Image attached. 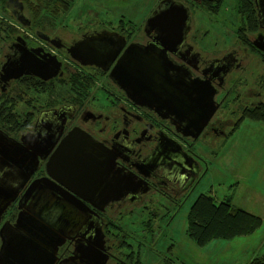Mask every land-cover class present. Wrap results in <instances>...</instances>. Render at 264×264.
I'll return each mask as SVG.
<instances>
[{
    "label": "water",
    "instance_id": "obj_1",
    "mask_svg": "<svg viewBox=\"0 0 264 264\" xmlns=\"http://www.w3.org/2000/svg\"><path fill=\"white\" fill-rule=\"evenodd\" d=\"M256 3L263 16L264 0L263 5ZM15 5L23 9L22 4ZM18 21L24 27L30 25L24 16ZM190 24L188 7L163 0L146 20L147 44L126 47L124 36L104 29L85 35L67 52L82 67L104 72L117 60L109 79L135 104L168 120L176 133L197 140L218 107L210 83L195 80L172 58L185 44ZM38 36L52 41L49 36ZM10 47L15 53L5 58L0 69L3 92L12 81L25 76L43 82L62 76L63 63L44 48L28 47L21 38ZM229 70L227 64L216 63L210 73L227 75ZM75 115L76 107L71 104L44 110L21 141L0 129V225L16 201L19 211L14 223L6 222L0 228V264H107L110 247L100 212L144 186L149 188L145 179L118 167L116 161L122 155L110 154L81 128L64 135ZM158 142L144 158L143 167L137 168L153 171L161 167L175 181L188 173L191 186L201 171L197 161L167 134ZM46 160L47 176L33 180ZM141 169L139 174L145 177ZM68 242L72 254L60 258V248Z\"/></svg>",
    "mask_w": 264,
    "mask_h": 264
},
{
    "label": "rangeland",
    "instance_id": "obj_2",
    "mask_svg": "<svg viewBox=\"0 0 264 264\" xmlns=\"http://www.w3.org/2000/svg\"><path fill=\"white\" fill-rule=\"evenodd\" d=\"M28 1L17 0L25 8L23 12L15 2L0 0V69L5 55L15 53L11 44L21 38L28 47L35 44L53 52L63 63V74L38 86L31 79L24 80L29 78L25 76L12 81L6 92L0 88V113L3 112L0 129L17 141L31 133L41 111L67 104L76 105L78 109H107L112 105L113 97L123 95L108 74L82 67L68 54L63 56L47 47L46 39L43 41L38 34L60 37L70 47L85 35L103 29L116 32L122 29L132 33L130 41L148 39L144 33L146 20L163 0H76L67 12L59 16L42 11L40 21L32 15V11L40 10V7L31 8ZM14 8L19 16L30 20V27H24L16 19ZM197 13L202 29H205L203 18L207 14L199 7ZM240 14L246 17L243 21ZM252 23L244 0L208 3V50H230V46H237L236 30L240 25L250 27ZM197 27L200 28L198 22ZM253 66V77L263 74L264 68L260 65L261 69L258 68L256 62ZM8 112H11L7 118L12 121L10 125L2 119ZM251 118L242 121L222 144L221 141L210 144V139L206 142L203 135L195 143L187 140L184 144L179 138L175 139L189 147L193 156L201 160L202 171L208 169L206 174L186 201L182 198L173 202L161 193H154L142 205L113 214L109 221L111 241L108 243L114 246V257L107 264H249L256 258H264V122ZM46 163L47 160L34 178L45 175ZM201 194L212 196L218 204L231 201L238 209L260 217L261 228L248 236L217 239L205 247H198L189 238L187 229L191 207ZM12 213L17 215L16 205L5 219L10 220ZM72 251L73 246L68 242L61 249L60 258L69 257Z\"/></svg>",
    "mask_w": 264,
    "mask_h": 264
},
{
    "label": "flooded vegetation",
    "instance_id": "obj_3",
    "mask_svg": "<svg viewBox=\"0 0 264 264\" xmlns=\"http://www.w3.org/2000/svg\"><path fill=\"white\" fill-rule=\"evenodd\" d=\"M175 1L180 2L189 8L191 24L185 44L178 49L176 54H172V58L178 63V65L186 67L192 73L195 80H198L205 85L209 82L216 90L215 102L218 109L200 136L203 135L206 142H208L209 138L210 144L215 145L220 141L222 144L225 140H228L242 121L250 119L251 117H256L258 118V121L264 122V72L262 75H257L255 73L256 76L254 77L252 74L255 68L253 62H256L258 68H264V15H260L256 3V1H258L259 6L263 5V0H253L257 20V23L254 24L256 27H244L242 26V22V25L236 30L235 34L239 44L237 46H230V50L227 48L208 50V3L214 4L218 3L220 0H201L200 2H195L193 0ZM16 4H19V2H16ZM198 7L205 10L207 14L203 18L204 24H206L205 29H202V24L198 18ZM13 11L18 20L19 14L17 9L14 8ZM22 11L25 12V8H23ZM240 16L242 21L246 18L245 15L240 14ZM197 22L200 28L197 27ZM30 26L31 23L29 27ZM99 31L102 30H98V32ZM118 33L126 38V47L132 43L145 45L150 41V37H148V39L130 41V34L132 33H127L122 29H119ZM201 33L202 36H200ZM48 36L52 41H45L47 47H51L53 50L63 54V56L65 53L68 54L67 48L70 46H67L62 38L57 36L52 38L51 35ZM58 45H63V47L58 49L56 48ZM30 47L35 48L40 46L32 44ZM45 52L47 51L45 50ZM47 53L53 54V52ZM5 56L7 57L9 55L7 54ZM216 63L227 64L230 66L227 75H222L221 71L210 73L211 68ZM116 64L117 60L114 61L111 69ZM93 69L109 75V72H104L102 69ZM10 85L11 83L8 86ZM114 86L117 88L118 92L123 93V95L117 94V96L112 98V101L110 99L112 105L107 109L94 110L88 107L78 109V107L74 105L76 107V115L74 119L69 120L64 133V135L67 134L75 127L81 128L98 144L102 145L107 152L110 153L111 151L122 155V157L116 161L118 167L124 168L126 171L138 175L149 183V188L144 186L141 188V191L131 194L120 202H115V204L107 207L103 212H100V216L104 222V230L108 235V237L106 235V239L107 244L110 247L109 261L114 257L112 253L114 246L109 244L111 241L109 236V221H111L113 214H116V212L122 209L130 210L134 206L142 205V203L147 200V197L154 193H161L173 202H178L182 198L184 199L183 201H186L191 196L195 186L199 184L201 178L208 170L205 169V171H202V166L200 165L201 160H198L193 156L189 147H185L183 144L176 141L177 138H179L184 144H186L187 140H191V143H195L197 140L192 138L187 139L176 133L175 128L168 120L161 119L153 112L135 104L116 84H114ZM0 88L2 90V83H0ZM235 94H237V96H235ZM96 97L97 96H95V99ZM228 110H232V112H229ZM248 115H250V118H248ZM251 120L253 119L251 118ZM71 126H73V128H70ZM163 134H167L174 140L176 139L175 141L181 144L184 151L190 154L199 164L201 168L200 174L191 186L188 185V173L183 176V180L176 179L175 181V179L161 167H158L157 170L153 171L148 167H146L147 170L137 168L139 165L143 167L144 158L154 151ZM19 141H21V139ZM43 162H41L38 171ZM139 169L146 173V175H144L145 177L139 174ZM46 176L47 172L45 167V175L43 173L39 178ZM34 179L36 178H33V180ZM15 205L17 206V215L14 216V213H12L9 217L10 220H6V214ZM18 213V201H16L4 214L0 228L6 222L14 223L17 219ZM14 217H16L15 220ZM1 245L2 243L0 240V247ZM62 248H60V251Z\"/></svg>",
    "mask_w": 264,
    "mask_h": 264
},
{
    "label": "trees",
    "instance_id": "obj_4",
    "mask_svg": "<svg viewBox=\"0 0 264 264\" xmlns=\"http://www.w3.org/2000/svg\"><path fill=\"white\" fill-rule=\"evenodd\" d=\"M31 0L28 1L31 8L40 7V10L34 9L32 15L34 18H39L42 11L53 16H59L63 12H67L76 0ZM220 0L219 2H221ZM245 9L253 19L251 26L256 27L257 20L255 17L253 0H244ZM34 6V7H33ZM12 39V38H11ZM3 62H1V65ZM29 77V76H27ZM31 79L34 85L44 84L43 81L29 77L24 80ZM47 83V82H46ZM57 105V104H55ZM2 108L7 109L6 106ZM1 111V109H0ZM3 112L0 113V116ZM11 115L8 112L2 119L10 125L11 119H7ZM14 116V115H13ZM32 121V120H30ZM16 125V120H15ZM187 234L189 238L198 246L205 247L211 241L217 239L232 240L237 237H243L253 234L262 226L260 217L238 209L235 205L229 202L217 203L212 196L201 194L193 203L189 213ZM249 264H264V258H256Z\"/></svg>",
    "mask_w": 264,
    "mask_h": 264
}]
</instances>
